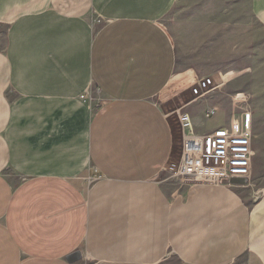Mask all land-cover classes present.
<instances>
[{
    "label": "crops",
    "instance_id": "0c3cea01",
    "mask_svg": "<svg viewBox=\"0 0 264 264\" xmlns=\"http://www.w3.org/2000/svg\"><path fill=\"white\" fill-rule=\"evenodd\" d=\"M237 1L0 0V264H264V194L163 182L183 141L157 98L176 72L222 83L199 56L236 48ZM193 104L197 135L234 123Z\"/></svg>",
    "mask_w": 264,
    "mask_h": 264
},
{
    "label": "rangeland",
    "instance_id": "374dc122",
    "mask_svg": "<svg viewBox=\"0 0 264 264\" xmlns=\"http://www.w3.org/2000/svg\"><path fill=\"white\" fill-rule=\"evenodd\" d=\"M175 14L171 16V18L173 17L171 23H167L168 29L172 35H176L177 30L175 29L179 27L182 30L183 27L187 34L189 24L183 22L181 26L178 23L180 12L177 15ZM185 21H187V18H185ZM218 21H221V18L214 17L213 27L215 29L220 28L219 32L205 31L206 27L199 25L201 26V42L204 43L201 50H204V47L208 44L205 37L210 35L213 39L214 37L219 38L220 35L223 44L224 25ZM223 49L226 51L224 56L200 55L199 58L212 59L213 61L221 60L220 66L223 71L220 78L222 79V87L213 92L208 98L220 100V104L224 108L232 111L233 122L239 121L244 114H250L251 116L252 144L255 151L251 176L247 180H242V182L233 183L228 189H241L255 200L264 194V28L260 27L249 15L244 0L237 1L236 48H232L231 43L230 47L227 44ZM180 79L178 72H176L170 87L157 98V104L166 114L172 116V119L177 123L184 144V135L187 132L182 127L180 117L188 115L197 134L195 120L190 114V112L196 111L197 106L193 104L187 107L193 101L191 89L194 85L182 89L181 84H179ZM186 92H189L190 96L184 98ZM214 117H212V120L218 116ZM192 185L181 186L178 184V188Z\"/></svg>",
    "mask_w": 264,
    "mask_h": 264
},
{
    "label": "built area",
    "instance_id": "2783aa9c",
    "mask_svg": "<svg viewBox=\"0 0 264 264\" xmlns=\"http://www.w3.org/2000/svg\"><path fill=\"white\" fill-rule=\"evenodd\" d=\"M222 84L212 77L199 79L191 89L193 101L205 99ZM89 91L81 95L83 102L90 101ZM217 110L212 108L205 114L212 118ZM184 135L183 151L180 160L165 168L163 182H176L182 185L212 184L231 187L234 180H247L251 176L253 133L251 116L244 114L230 128H219L206 135H197L188 115L180 117ZM99 178V177H98Z\"/></svg>",
    "mask_w": 264,
    "mask_h": 264
},
{
    "label": "water",
    "instance_id": "95a60500",
    "mask_svg": "<svg viewBox=\"0 0 264 264\" xmlns=\"http://www.w3.org/2000/svg\"><path fill=\"white\" fill-rule=\"evenodd\" d=\"M239 182H242V180H234V181H233V183H239ZM78 257H79V255H75L74 258L76 259V258H78Z\"/></svg>",
    "mask_w": 264,
    "mask_h": 264
}]
</instances>
